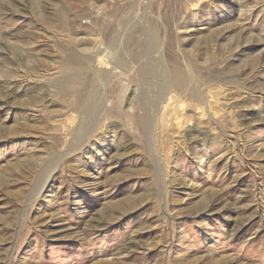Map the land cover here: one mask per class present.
<instances>
[{
  "label": "rangeland",
  "instance_id": "rangeland-1",
  "mask_svg": "<svg viewBox=\"0 0 264 264\" xmlns=\"http://www.w3.org/2000/svg\"><path fill=\"white\" fill-rule=\"evenodd\" d=\"M0 264H264V0H0Z\"/></svg>",
  "mask_w": 264,
  "mask_h": 264
}]
</instances>
